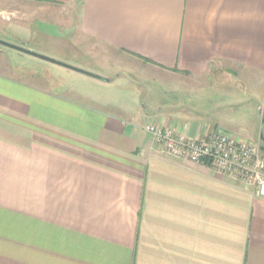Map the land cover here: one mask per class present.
Returning <instances> with one entry per match:
<instances>
[{"label":"crops","instance_id":"crops-1","mask_svg":"<svg viewBox=\"0 0 264 264\" xmlns=\"http://www.w3.org/2000/svg\"><path fill=\"white\" fill-rule=\"evenodd\" d=\"M40 16L71 31L83 57L30 46ZM0 39L108 79L0 44V264H264V197L160 152L147 126L257 141L181 103L139 109L64 90L66 78L109 89L127 72L180 89L230 84L258 101L264 0H0ZM106 59L116 71L89 63Z\"/></svg>","mask_w":264,"mask_h":264},{"label":"rangeland","instance_id":"rangeland-1","mask_svg":"<svg viewBox=\"0 0 264 264\" xmlns=\"http://www.w3.org/2000/svg\"><path fill=\"white\" fill-rule=\"evenodd\" d=\"M40 7L41 5H37L35 8L38 9ZM35 8L33 7L34 10H36ZM10 15L8 11L2 12V16L9 17ZM30 24L36 34L35 36H38L39 34L37 33L41 31L54 32L62 36L59 40L49 39L45 36L37 39L34 36L30 46L37 47L35 43L40 41L46 43L49 48L59 49L63 56H78V59L83 57L77 50L81 49L83 51L82 46L75 43L71 31L57 26L50 19L47 20L46 16L35 17V20ZM72 30L74 31V29ZM107 61L106 59V64H103L104 62L96 63L99 62L98 60L89 63L100 66L99 68H94L105 74L116 71L118 65ZM127 80H131L132 84H127ZM107 88L109 89L101 90L89 87L80 81L66 78L64 90L66 94L72 96L77 94L79 90L85 89L87 92L91 91L94 94H100L114 100L131 101L130 105L133 107L134 104L132 105V103H136L139 109H141L142 102L151 107L154 105L161 107L163 104L181 103L187 106L186 110H190L193 113H207L209 116H205L204 119H207L206 121L208 122H215L219 119L221 127L227 129L228 132L254 139L257 143H260L264 157V96H261L258 101L251 100L253 98L250 97L252 95H249L248 91H243V95L240 92L234 93V88L230 84L225 88L216 86L193 89L187 87L185 89L172 88L159 81L147 77H135L130 73L127 74V72H123L122 77L110 83ZM85 90L82 91L86 92Z\"/></svg>","mask_w":264,"mask_h":264},{"label":"built area","instance_id":"built-area-1","mask_svg":"<svg viewBox=\"0 0 264 264\" xmlns=\"http://www.w3.org/2000/svg\"><path fill=\"white\" fill-rule=\"evenodd\" d=\"M147 130L160 152L193 163H205L215 172L264 197V157L259 143L218 130L199 137L157 123L148 125Z\"/></svg>","mask_w":264,"mask_h":264},{"label":"water","instance_id":"water-1","mask_svg":"<svg viewBox=\"0 0 264 264\" xmlns=\"http://www.w3.org/2000/svg\"><path fill=\"white\" fill-rule=\"evenodd\" d=\"M0 44L1 45H4V46H7V47H10V48H13V49H16V50H19L21 52H24V53H28V54H31L33 56H36L38 58H41V59H44V60H47V61H50V62H53V63H57V64H60L62 66H65V67H68V68H71L73 70H76V71H79V72H83V73H86L90 76H94V77H97V78H100V79H104V80H108V79H105L103 78L102 76L100 75H97L95 73H92L90 71H87V70H84L82 68H79V67H76V66H73L71 64H68L66 62H63V61H59L55 58H52L50 56H47V55H44V54H40L38 52H35V51H32V50H29L27 48H25L24 46H20V45H17V44H14V43H10L8 41H5V40H2L0 39Z\"/></svg>","mask_w":264,"mask_h":264}]
</instances>
